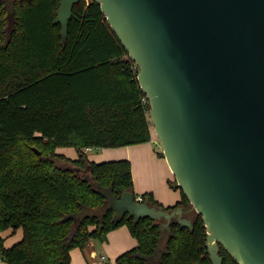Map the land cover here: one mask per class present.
<instances>
[{"label":"trees","instance_id":"obj_1","mask_svg":"<svg viewBox=\"0 0 264 264\" xmlns=\"http://www.w3.org/2000/svg\"><path fill=\"white\" fill-rule=\"evenodd\" d=\"M58 6L59 0H19L10 14L0 2V260L70 264L72 249L126 226L137 245L115 264H212L198 214L192 230L173 220L166 233L149 218L113 221L93 184L117 197L133 193L130 163L89 161L85 149L150 142L149 100L142 103L138 67L100 5H74L65 43L54 23ZM61 147L77 158L56 152ZM170 186L181 195L175 206L163 208L150 194L141 195L142 203L191 207L175 180ZM17 230L21 239L6 247L2 234ZM218 255L222 264H237L221 246Z\"/></svg>","mask_w":264,"mask_h":264},{"label":"water","instance_id":"obj_2","mask_svg":"<svg viewBox=\"0 0 264 264\" xmlns=\"http://www.w3.org/2000/svg\"><path fill=\"white\" fill-rule=\"evenodd\" d=\"M79 1L59 0L63 43ZM95 1L138 67L153 131L207 229L211 263L222 264L221 246L237 264H264V0ZM93 186L114 222L164 219L167 231L176 218L193 229L181 207Z\"/></svg>","mask_w":264,"mask_h":264},{"label":"crops","instance_id":"obj_3","mask_svg":"<svg viewBox=\"0 0 264 264\" xmlns=\"http://www.w3.org/2000/svg\"><path fill=\"white\" fill-rule=\"evenodd\" d=\"M151 140L155 142L152 135ZM58 151L59 148L56 152ZM60 154L72 160L77 158L76 152L74 155L68 156L64 153ZM86 154L89 161L97 163L120 159L128 160L131 166L132 188L135 195L150 194L153 200L163 208L175 206L181 200L180 192L170 186L174 182V178L166 160L160 155H155L149 142L107 149L95 156L91 155L90 151ZM178 207L183 209L181 217L192 222L195 216L191 214L192 207ZM174 220L177 221L176 218ZM161 221L166 222L164 219ZM164 223H161V227ZM10 234V231L2 234L6 247L16 242L10 239ZM6 240L7 242H5ZM136 245L137 241L131 236L128 228L120 226L108 232L102 240L92 241L84 250L72 249L70 251V264H115V259L119 255L133 249ZM105 259H107V263L104 262Z\"/></svg>","mask_w":264,"mask_h":264},{"label":"rangeland","instance_id":"obj_4","mask_svg":"<svg viewBox=\"0 0 264 264\" xmlns=\"http://www.w3.org/2000/svg\"><path fill=\"white\" fill-rule=\"evenodd\" d=\"M14 1H19V0H0V2H5L6 3V8L7 10L9 11V13L11 14L12 12V9H13V2ZM152 131V136L155 140V142L153 140H151L149 142V145L150 147L152 148L153 152H155V155H160L162 154V147L160 145V142L158 141L154 131H153V127L151 129ZM31 149L34 151V149H36L39 153V148L35 145L31 146ZM111 149V148H110ZM107 149H96V148H93L90 153L91 155L95 156V155H100V153H103V151H105ZM109 150V149H108ZM58 153H64L66 156L68 155H74L75 154V150L73 148H68V147H61L59 148V151ZM163 155V154H162ZM161 156V155H160ZM164 157V156H163ZM61 167H66L65 164H61ZM86 175V173L84 174ZM193 216L196 214L195 211L192 209V213H191ZM159 223H164V221H158ZM3 237V236H2ZM10 239L15 242V241H18L19 239H21V234H20V231L17 230L14 234H10ZM7 242V240L5 241ZM104 262L107 263V259L104 260ZM103 262V263H104ZM0 264H6L5 262H2L0 261Z\"/></svg>","mask_w":264,"mask_h":264},{"label":"built area","instance_id":"obj_5","mask_svg":"<svg viewBox=\"0 0 264 264\" xmlns=\"http://www.w3.org/2000/svg\"><path fill=\"white\" fill-rule=\"evenodd\" d=\"M88 0H86V2H87ZM142 103L143 104H146L147 102H148V98H142ZM92 149L91 148H86L85 149V153H87V152H89V151H91ZM137 203H142L143 202V198H142V196L141 195H137L136 196V199H134Z\"/></svg>","mask_w":264,"mask_h":264}]
</instances>
